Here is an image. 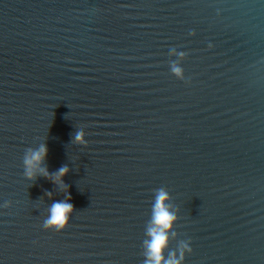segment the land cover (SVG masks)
Segmentation results:
<instances>
[{"label": "water", "instance_id": "1", "mask_svg": "<svg viewBox=\"0 0 264 264\" xmlns=\"http://www.w3.org/2000/svg\"><path fill=\"white\" fill-rule=\"evenodd\" d=\"M161 190L166 260L264 264V0H0V264H145Z\"/></svg>", "mask_w": 264, "mask_h": 264}, {"label": "clouds", "instance_id": "2", "mask_svg": "<svg viewBox=\"0 0 264 264\" xmlns=\"http://www.w3.org/2000/svg\"><path fill=\"white\" fill-rule=\"evenodd\" d=\"M180 55L182 56L183 54L181 53ZM172 70L178 76L182 74V70L175 65ZM83 136V132H77L75 136L76 141L83 143ZM47 151V147L42 145L38 150L31 151L30 155L26 158L25 163L28 167L27 174L30 178H34V172L36 170L44 175H49L46 168L40 167L47 156ZM67 172V167L60 168L56 174L57 179L59 180L65 176ZM168 199V194L163 190H161L157 195L152 221L153 226L148 230V235L151 237V240L146 242L148 259L145 261V264H180V260L175 257L174 253L172 254L171 259L166 260L164 257V252L169 243L168 232L172 229L173 223L177 219V217L168 208L166 203ZM72 210L73 205L70 203H54L51 208V216L46 222V226H55L58 228L64 227L67 223L68 215L72 212Z\"/></svg>", "mask_w": 264, "mask_h": 264}]
</instances>
